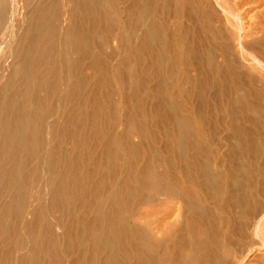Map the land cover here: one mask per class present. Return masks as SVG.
Returning <instances> with one entry per match:
<instances>
[{"label": "bare ground", "instance_id": "6f19581e", "mask_svg": "<svg viewBox=\"0 0 264 264\" xmlns=\"http://www.w3.org/2000/svg\"><path fill=\"white\" fill-rule=\"evenodd\" d=\"M262 235L264 0H0V264H249Z\"/></svg>", "mask_w": 264, "mask_h": 264}, {"label": "rangeland", "instance_id": "374dc122", "mask_svg": "<svg viewBox=\"0 0 264 264\" xmlns=\"http://www.w3.org/2000/svg\"><path fill=\"white\" fill-rule=\"evenodd\" d=\"M120 132H121V130L118 131V133H120ZM256 239L261 245L264 246V235H262ZM250 240L252 241V239H250ZM250 250L253 251V248H250ZM262 255H264V250L262 252ZM262 255L260 254V256H258V259L261 258ZM258 259L256 257L251 258V260H250L251 262H249V264H260Z\"/></svg>", "mask_w": 264, "mask_h": 264}]
</instances>
